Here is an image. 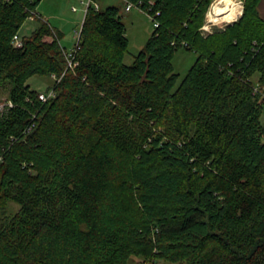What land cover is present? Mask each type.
<instances>
[{"label": "trees", "instance_id": "16d2710c", "mask_svg": "<svg viewBox=\"0 0 264 264\" xmlns=\"http://www.w3.org/2000/svg\"><path fill=\"white\" fill-rule=\"evenodd\" d=\"M41 1L0 0V264H264L261 0L210 33L213 0H131L159 22L132 64L119 7H90L73 67Z\"/></svg>", "mask_w": 264, "mask_h": 264}, {"label": "rangeland", "instance_id": "374dc122", "mask_svg": "<svg viewBox=\"0 0 264 264\" xmlns=\"http://www.w3.org/2000/svg\"><path fill=\"white\" fill-rule=\"evenodd\" d=\"M102 9L114 5L118 6L120 9V14L122 16V20L126 24L127 28V36L129 38V51L125 56V63L132 64L134 61L135 55H137L146 45L148 39L150 38L152 32L154 31V21L152 17L145 11H143L139 7H135L131 11H126V1L125 0H97ZM244 6L243 0H236ZM216 2L213 0L211 7ZM73 6H77L79 8L78 11L73 10ZM82 5L79 0H42L38 6V12L43 15L45 19L48 20L52 24V26L58 28L63 33V38L61 39V43L66 50L70 52L76 42H77V33L83 24L84 12L80 9ZM209 9V10H210ZM244 11V7H243ZM209 12V11H208ZM208 14V13H207ZM243 14V12H242ZM241 14V16H242ZM240 16V17H241ZM86 17V16H85ZM240 17L232 21L231 23L238 20ZM230 22L224 23L222 25L216 23L208 22L206 18V23L204 26L209 25V29H203L205 33H210L213 30L225 28L227 25L231 24ZM39 26V21L27 20L22 28L21 33L23 35H30L34 29ZM197 58V54L194 51L186 50L184 48L176 51L173 57V66L174 71L179 73V78L176 84L177 88L184 77L189 72L192 65L195 63ZM251 80L254 86H259V77L257 74L251 77ZM57 81V77L54 76H41L34 75L28 80V84L31 87L39 92L47 91L51 86L54 85V82ZM12 88V84L9 80L3 82L0 85V103H4L9 98V92ZM260 93V92H256ZM262 120L264 121V109ZM19 209L17 204L12 203L10 207V212L14 213ZM139 261L138 258L134 257L132 264H136Z\"/></svg>", "mask_w": 264, "mask_h": 264}, {"label": "built area", "instance_id": "2783aa9c", "mask_svg": "<svg viewBox=\"0 0 264 264\" xmlns=\"http://www.w3.org/2000/svg\"><path fill=\"white\" fill-rule=\"evenodd\" d=\"M126 1V11H131L132 9H134L135 7H139L141 8L140 4L142 2H139L138 4L131 1V0H125ZM80 4L82 5V8H80L83 12H84V18L89 10L90 7H94L95 9H100L101 6L99 4V2L97 0H79ZM150 4L153 5L154 2L150 1ZM142 9V8H141ZM73 10L74 11H78L79 8L77 6H73ZM143 10V9H142ZM144 11V10H143ZM147 12V11H145ZM148 13V12H147ZM160 12H157L156 15H159ZM150 15V14H149ZM154 21V25L155 26H159V22L155 19V17L153 15H150ZM35 16H30V19L33 20ZM84 23V20H83ZM83 25V24H82ZM203 29H206L205 26L203 27ZM81 31H82V26L81 29L76 32L77 33V42L74 46V48L68 52V58H69V67H73V62H74V58H75V51H76V46L78 45L79 41H80V37H81ZM14 44L15 46L21 47L23 45V41L22 38L20 36H15L14 38ZM54 77H57V81L60 80V78L56 75H53ZM261 90H264V86H262L261 84H259V86H255V92H261ZM56 94V90L55 88H51L50 90L47 91H42L40 92V99L44 102L48 101L50 98H52L53 96H55ZM13 102L12 100H7L4 103H0V112H2L7 106H12ZM30 126V130H31Z\"/></svg>", "mask_w": 264, "mask_h": 264}, {"label": "bare ground", "instance_id": "6f19581e", "mask_svg": "<svg viewBox=\"0 0 264 264\" xmlns=\"http://www.w3.org/2000/svg\"><path fill=\"white\" fill-rule=\"evenodd\" d=\"M243 7L242 3L236 0H216L207 14V20L219 25L231 23L241 16ZM209 27V25L205 26L206 29Z\"/></svg>", "mask_w": 264, "mask_h": 264}, {"label": "crops", "instance_id": "0c3cea01", "mask_svg": "<svg viewBox=\"0 0 264 264\" xmlns=\"http://www.w3.org/2000/svg\"><path fill=\"white\" fill-rule=\"evenodd\" d=\"M260 13L264 17V0H261L259 5Z\"/></svg>", "mask_w": 264, "mask_h": 264}]
</instances>
